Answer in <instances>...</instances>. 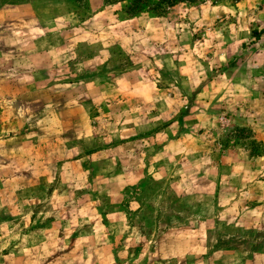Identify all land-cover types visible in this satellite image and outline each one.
Here are the masks:
<instances>
[{
	"label": "rangeland",
	"instance_id": "1",
	"mask_svg": "<svg viewBox=\"0 0 264 264\" xmlns=\"http://www.w3.org/2000/svg\"><path fill=\"white\" fill-rule=\"evenodd\" d=\"M118 11L0 0V264H264V0Z\"/></svg>",
	"mask_w": 264,
	"mask_h": 264
},
{
	"label": "trees",
	"instance_id": "2",
	"mask_svg": "<svg viewBox=\"0 0 264 264\" xmlns=\"http://www.w3.org/2000/svg\"><path fill=\"white\" fill-rule=\"evenodd\" d=\"M206 0H102V6L119 5V13L130 19L147 15L153 18L165 17L178 4L194 5ZM216 2L217 0H213Z\"/></svg>",
	"mask_w": 264,
	"mask_h": 264
},
{
	"label": "crops",
	"instance_id": "3",
	"mask_svg": "<svg viewBox=\"0 0 264 264\" xmlns=\"http://www.w3.org/2000/svg\"><path fill=\"white\" fill-rule=\"evenodd\" d=\"M236 6V5H235ZM232 8V7H231ZM223 11H224V9H223ZM227 11H229V10H227ZM224 13V12H223ZM101 14V12H97V13H94L93 14V16H92V18L91 19H95L96 17H98L99 15ZM216 17V16H215ZM213 18V17H212ZM132 21H136L135 19H133V18H131V19H126V20H122L121 22H119L120 23V25H128V24H126V23H130V22H132ZM113 43H118L116 40H113ZM119 47H120V49L122 48L121 47V45L118 43L117 44ZM127 45V44H126ZM125 45V46H126ZM134 49H136V47H133ZM123 49V48H122ZM108 51H107V49H102V51H99V54L96 56V57H94V58H92V61H95V63H98V64H101V63H103V62H105L106 61V59H107V57H108ZM130 59H131V62H135V60L134 59H132L131 57H130ZM130 72V71H129ZM131 73H134V74H136L137 72H136V69L135 70H133V71H131ZM131 73H126V74H123V76H129V75H131ZM220 77H223L224 79H229L228 78V76L224 73V75L223 76H220ZM236 83H243V81H241V80H239V81H237ZM235 85H238V84H235ZM94 95V94H93Z\"/></svg>",
	"mask_w": 264,
	"mask_h": 264
},
{
	"label": "built area",
	"instance_id": "4",
	"mask_svg": "<svg viewBox=\"0 0 264 264\" xmlns=\"http://www.w3.org/2000/svg\"><path fill=\"white\" fill-rule=\"evenodd\" d=\"M262 31H263V38H264V27L262 28Z\"/></svg>",
	"mask_w": 264,
	"mask_h": 264
}]
</instances>
